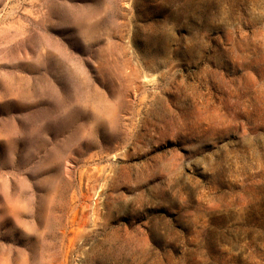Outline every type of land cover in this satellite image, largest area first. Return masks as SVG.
I'll list each match as a JSON object with an SVG mask.
<instances>
[{"label": "rangeland", "instance_id": "rangeland-1", "mask_svg": "<svg viewBox=\"0 0 264 264\" xmlns=\"http://www.w3.org/2000/svg\"><path fill=\"white\" fill-rule=\"evenodd\" d=\"M0 264H264V0H0Z\"/></svg>", "mask_w": 264, "mask_h": 264}]
</instances>
